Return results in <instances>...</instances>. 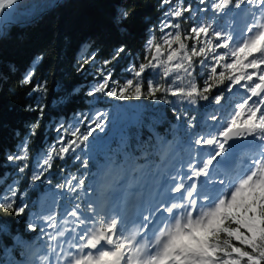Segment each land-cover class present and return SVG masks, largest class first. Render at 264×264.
Instances as JSON below:
<instances>
[{"label":"trees","instance_id":"obj_1","mask_svg":"<svg viewBox=\"0 0 264 264\" xmlns=\"http://www.w3.org/2000/svg\"><path fill=\"white\" fill-rule=\"evenodd\" d=\"M235 2L230 0L218 10L213 4H219L220 0H205L204 4L199 0H183L185 6L191 4L195 10L185 16L195 15V19L187 23L180 20L181 34L186 35L194 23H203L210 26L209 39H212L211 30L232 35L233 39L241 37L238 29L243 5L237 8ZM172 3L176 4L177 0ZM160 5L161 0H20L12 10H4L9 24L0 38V196L8 193L10 186L15 187L16 195L11 209L0 204V264H25L40 243L44 248H51L54 239L51 221L59 218L64 209L75 212L78 223L79 219L87 217L99 196L98 185L107 166L113 165L120 172L113 181L116 189L109 188L105 192L112 204L122 192L132 198L136 186L143 189L145 182L165 173V165L172 159L181 161L192 157L194 165L198 166L210 158L214 149L196 140L207 139L214 126L227 123L229 109L242 102L238 86L232 85L229 92V81L221 84L210 75L211 67L216 66L218 78L224 61L216 65L210 58L193 57L190 74L171 72L159 77L161 88L170 87L173 91L184 88L187 92L195 84L197 93L191 98L196 100L195 104L190 103L187 96L176 97L170 92L166 94L167 99L173 103H166L164 99L158 101L147 94L127 95V98L102 93L89 95L94 85L102 81L98 69L121 46L125 47V53L108 68L113 70L112 79L119 85L127 79H133L135 85V78L126 69L133 63L138 66L147 62L144 44L150 37L149 29L159 25L171 6ZM121 8L127 10L128 17L117 26L114 17ZM153 30L154 42H159L162 34L158 29ZM186 43L191 49L192 41ZM216 51L223 55L228 49ZM164 54L161 60H166L167 53ZM152 55L154 50L149 57ZM202 59L204 65L200 64ZM168 67L174 68L175 61ZM29 69H34L32 80L24 84L22 81ZM161 73L163 67L147 69L141 78L142 91L149 79L155 85V77ZM206 78L212 87L210 92L203 93ZM38 83L46 90L33 91ZM201 94L208 95L209 100L201 99ZM218 94H223L219 105L213 100ZM164 95L162 91L157 92V96ZM37 105H42L43 110H30ZM177 108L180 109L179 120ZM97 113L104 114L100 121L102 130L96 129L75 154L58 158L52 147L58 151V138L73 126L85 131L97 118ZM185 116L192 118L191 126ZM213 116L216 120L211 119ZM37 123L35 134H31L32 126ZM25 137L28 158L18 163L9 161V154L20 153L18 146ZM251 152L255 151H245L244 156ZM49 153L53 154L52 167L40 180H33V174L38 171L37 163L46 167L42 161ZM77 154L87 162V167L73 159ZM23 164L27 167L21 173L19 168ZM219 169L231 173L224 166ZM71 175L85 180L76 191L66 184V178ZM132 178L136 179L133 186ZM46 192L57 194L52 211H47L48 199L41 203ZM21 205L25 211L18 215ZM47 217L51 219H45ZM225 238L222 234L221 239ZM232 243L244 247L234 238ZM245 250L250 249L245 247ZM39 256L41 253L36 257Z\"/></svg>","mask_w":264,"mask_h":264},{"label":"snow or ice","instance_id":"obj_2","mask_svg":"<svg viewBox=\"0 0 264 264\" xmlns=\"http://www.w3.org/2000/svg\"><path fill=\"white\" fill-rule=\"evenodd\" d=\"M229 2L230 0H220L219 4H213V8L222 10V6H227ZM14 3L15 0H0V13ZM199 3L204 4L205 0H199ZM245 3L256 5L257 0H236L235 7L239 8ZM165 4L171 6L164 12V18L159 25L149 29L150 37L144 44V59L147 62H141L138 66L133 63L126 69L135 78V85L133 79H127L123 85H119L118 81L112 79L113 70L108 68L109 64L117 61L121 54L125 53V47L121 46L116 49L112 58L106 60L104 66L98 69L102 81L94 85L89 95L102 93L110 97L127 98V95L139 97L147 94L158 101L164 99L166 103H173L167 99L166 94L170 92L176 97L187 96L189 102L195 104L196 100L191 99L197 93L195 84L187 92L184 88H177L173 91L170 87L161 88L159 77L161 75L166 77L171 72L190 74L193 57L210 58L216 65L224 61L221 65L223 71L220 72L218 78L215 76L217 67H211V77L218 79L221 84L225 80L229 81L227 91H232V85H235L246 90V95L230 120L224 125L223 130L220 131L219 136L224 138L223 141L218 143V137L214 135L211 138L196 140V143L213 146L214 149L210 158L201 161V170H204V176L208 177L209 173L206 170L209 165L213 164L216 156L225 152V143L234 137L242 139L252 137L260 141L262 152H264V24L248 26L246 29L248 35L236 43L230 52L221 55L216 50L229 49L233 41L232 35L225 36L220 31L211 30L212 39H209L210 26L203 23H194L187 30V34L182 35L180 20L183 19L187 23L189 19H195V15L185 16V13H195L193 6L191 4L185 6L183 0H177L176 4H173L172 0H161L160 6L163 7ZM258 4L264 5V0H258ZM201 10L206 11L207 9ZM261 11L264 13V9ZM127 17V10L121 8L114 17V23L120 26ZM154 28L162 34L159 42H154ZM213 40L218 42L213 43ZM186 41H192L191 49ZM173 45H178V47L174 48ZM153 50L155 54L149 57V53ZM165 52L167 53L166 60H161ZM209 52L212 53L211 57L208 56ZM173 61H175V67L170 69L168 64ZM200 64L204 65L203 59ZM158 67H163V73L155 77V85L153 80L149 79L144 85L145 91H142V74L147 69L155 70ZM33 73L34 69H29L22 83H31ZM211 87L212 85L206 78L203 93L210 92ZM130 89H132L131 92ZM45 90L46 87L42 83L36 84L33 88V91L37 92ZM160 91L165 95L157 96V92ZM201 99L208 101L209 96L201 94ZM222 99L223 94H218L213 98L217 105ZM37 109L42 111L43 106L37 105L35 109L30 107V110ZM175 112L177 119H181L180 109H175ZM103 116V113H97V118L93 119L91 125L83 132L79 126L66 130L64 135L58 138V151L55 146H52L55 155L64 159L66 155L75 154L96 129L102 130L103 124L100 121ZM184 118L191 126L192 118L187 116ZM211 119L216 120V117L213 116ZM36 127L38 123L32 126L31 134H35ZM63 127L62 125L61 128ZM18 147L20 153L9 154L7 156L9 161L18 163L28 158L27 137ZM73 159L79 160L81 166L87 167V162L82 160L80 155H73ZM52 160L53 154L49 153L42 161V165L46 167H42L38 162L36 165L38 171L33 174L32 179L40 180L43 173L52 167ZM26 167L27 164L21 165L19 171L23 173ZM66 184L70 190L76 191L79 186L85 184V180L71 175L66 178ZM219 185L223 187H218L214 195H204L202 199L199 193L194 196L192 191H186L183 198L189 200L187 205L181 204L180 208H177L176 204H171L167 207V213L172 214L174 220L173 226L146 248L148 256L142 264H264V155L253 159L249 170L237 181L226 184L224 179H220ZM184 187L180 184L175 191L181 192ZM15 195V187L10 186V191L0 196V204L11 209ZM24 211L25 208L21 205L17 209V214H23ZM91 211L94 213V209ZM185 211L187 216L182 222L177 217ZM72 214L75 215V212ZM45 219H51V217ZM144 220L148 221L149 217H144ZM94 223H98L95 215L90 219L88 217L79 219V224L85 229ZM103 223L104 227L81 235L80 241L82 247L90 250H97L98 245L101 249H107L110 246L111 250H99L98 255L95 256L92 251H88L85 255L76 258L73 264H134L133 258L129 255L134 245L126 242L123 229L118 228L117 219H106ZM222 234L226 237L223 240L221 239ZM233 238L244 247L235 246L232 243ZM245 247L250 250H245ZM154 248L158 251L152 254Z\"/></svg>","mask_w":264,"mask_h":264},{"label":"rangeland","instance_id":"obj_3","mask_svg":"<svg viewBox=\"0 0 264 264\" xmlns=\"http://www.w3.org/2000/svg\"><path fill=\"white\" fill-rule=\"evenodd\" d=\"M243 13L245 14V21L248 22L251 17V25H259L264 24V13H262V9H264V5H259L258 0L256 5L252 4H243ZM14 8V7H13ZM12 8V9H13ZM9 9V8H7ZM250 13V15H249ZM248 14V15H247ZM246 33V32H245ZM248 35L246 33L244 37ZM237 37L233 39L230 44L228 51H231V48L238 43ZM238 93L244 98L246 95V90L238 87ZM251 103V101H249ZM238 103L229 109L228 120H230L234 111L237 110ZM224 123H219V125L214 126L212 131L208 133V137L211 138L213 135L218 137V143L223 141L222 137L219 136L220 131L223 130ZM253 146L257 149V154H253L252 157H248L247 159L238 160L235 164V171L232 177L221 173L219 170V165L225 164L227 156L230 154L228 145L225 144V152H223L222 157L217 158L213 161L212 165H209L206 170L209 175L208 177L204 176V170H195L194 166H192V157L190 161V157H187L185 161L175 162L176 160L169 161V165L172 168L171 174L169 177L161 176L157 179V181L152 187L146 186L145 190L139 192V205H143L144 203H149L152 200V196L156 195L160 199L157 198L155 203L157 205L167 204L170 206L171 204H180L189 200L183 198L186 194V191H192L193 195L196 196L199 193V197L202 199L204 195H214L215 191L218 187H223L219 185V180L224 179L226 184L230 182H235L239 177L244 175L250 168L251 162L253 159L257 157H262L264 152H262L261 142L258 140H253ZM240 156L237 158L240 159ZM244 158V157H243ZM172 162H175L176 165H172ZM228 162H226L227 165ZM111 167V168H109ZM102 176V181L98 185L99 197L96 200V206L93 207L94 213L90 210V214L88 218L90 219L93 215L96 217V221L99 220V217H106V219L116 218L117 222H119L118 228H121L122 225H126L123 229L124 237L126 238V242L133 244L128 236V232L135 227L131 224V219L127 218L129 213H132L131 207H129V203L124 198L123 194H120V197L117 201L110 204L105 197V192L108 191L109 188L116 189L113 186V178L114 176L120 175L119 170H116L115 167L110 165ZM134 178L130 180L131 185L135 184ZM158 183V184H157ZM183 184L185 187L181 190V192H176L175 189ZM107 190V191H106ZM46 208L47 211H52L53 205L57 202V194L52 192H46L42 197V202L44 203L46 200ZM173 201V202H172ZM172 202V203H170ZM200 200L198 199V203ZM179 207V206H177ZM121 218V221L119 219ZM51 225L53 226L52 233L54 234V239L51 248H44L40 243L35 247L34 253H32L29 259L25 262V264H73V261L80 256L85 255L88 251H92V254L98 255L99 250H111L110 246L107 249H101L98 245L97 250H90L82 247V243L80 241V236L84 235L85 232L91 233L99 228H101V223H94L89 227L82 228L81 225L77 222L75 216L72 214L70 208L64 209L59 218L52 219ZM104 225V223H103ZM115 236V235H114ZM78 249V250H77ZM41 253L38 260H35V257ZM129 255L133 258L134 264H142L141 259L139 257V251L137 247L134 246Z\"/></svg>","mask_w":264,"mask_h":264},{"label":"water","instance_id":"obj_4","mask_svg":"<svg viewBox=\"0 0 264 264\" xmlns=\"http://www.w3.org/2000/svg\"><path fill=\"white\" fill-rule=\"evenodd\" d=\"M20 0H17V2H16V4L19 2ZM15 4V5H16ZM15 5H14V7H15ZM10 10L12 9V8H9ZM4 13V12H3ZM3 13H0V38L3 36V34H4V32H5V28H6V26L9 24V22L8 21H5V20H3L2 19V15H3ZM4 16H5V13H4ZM163 51V50H162ZM155 54V53H154ZM163 56V55H162ZM161 56V57H162ZM224 139V138H223ZM253 140V138L252 137H248L247 139H242V138H233V139H231V140H229V141H227V144H229L231 147H232V149H233V151H238V150H240V149H242V148H244V147H247V145L249 146V144H250V142Z\"/></svg>","mask_w":264,"mask_h":264},{"label":"bare ground","instance_id":"obj_5","mask_svg":"<svg viewBox=\"0 0 264 264\" xmlns=\"http://www.w3.org/2000/svg\"><path fill=\"white\" fill-rule=\"evenodd\" d=\"M16 2H17V0H15V3H14L10 8H13L14 5L16 4ZM1 17H2V19L4 20V13H3V15H2Z\"/></svg>","mask_w":264,"mask_h":264}]
</instances>
